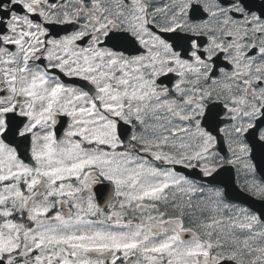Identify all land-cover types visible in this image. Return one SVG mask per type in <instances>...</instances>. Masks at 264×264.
I'll use <instances>...</instances> for the list:
<instances>
[{"label": "snow or ice", "instance_id": "6c2138e0", "mask_svg": "<svg viewBox=\"0 0 264 264\" xmlns=\"http://www.w3.org/2000/svg\"><path fill=\"white\" fill-rule=\"evenodd\" d=\"M0 264H264V0H0Z\"/></svg>", "mask_w": 264, "mask_h": 264}]
</instances>
